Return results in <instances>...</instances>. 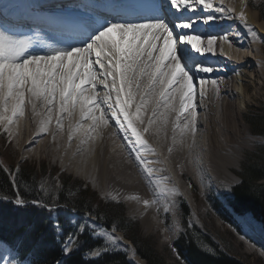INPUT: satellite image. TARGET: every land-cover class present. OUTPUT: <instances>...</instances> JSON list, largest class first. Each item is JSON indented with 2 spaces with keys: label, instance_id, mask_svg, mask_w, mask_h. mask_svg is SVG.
I'll use <instances>...</instances> for the list:
<instances>
[{
  "label": "snow or ice",
  "instance_id": "obj_1",
  "mask_svg": "<svg viewBox=\"0 0 264 264\" xmlns=\"http://www.w3.org/2000/svg\"><path fill=\"white\" fill-rule=\"evenodd\" d=\"M167 3L175 9L170 15L148 16L143 22L108 21L98 28L93 27L86 39L65 47L49 48L46 52L34 48L33 37H18L0 25V126L7 135L13 138V126L19 127L29 106L34 115H40L37 105L42 102L47 118L41 121L38 136L49 133L53 113L56 114V126L63 131L64 120L71 121L78 112L80 121L69 123V139L79 135L81 143L89 146L101 140L104 130L115 124L119 131L130 132V136L123 137L128 142L129 155L135 153V161L149 177L155 171L150 166L164 162L146 158L147 155L158 156L146 138L148 134L155 130L166 137L171 125L173 143L179 132L181 144L186 138H192L191 148L197 133L198 114L194 103L197 91L203 97L211 90L219 98L223 79L205 78L216 69L207 66L200 57L206 53L216 55L217 40L230 49L233 47L229 34L207 33L194 25L236 18L244 24L247 35L253 40L257 39L258 32L248 23V0H240L238 13L235 7L226 4V0H219L218 6L214 0H167ZM7 7L0 2V16ZM197 9H200L198 14ZM222 45L220 54L228 55ZM235 50L241 51L240 48ZM9 175L15 186V174ZM169 179L165 177L157 184L166 185ZM178 194L179 189L175 186H163L160 193H154V199L141 200L139 196L129 199L150 208L160 203V195ZM9 202L17 207L29 203L20 196L18 187ZM31 203L49 213L56 211L42 200ZM165 210H168L167 206ZM69 223L74 231H67L58 217L52 218L51 227L65 257L56 264H74L72 257L81 248L80 237L87 233L97 240L103 238L102 243L85 251L89 259L98 260L121 247L123 237L115 235L118 230L115 224L109 230L87 220L77 222L73 218ZM0 244L5 245L6 253L0 256V264H25L23 258H16L21 254L17 249H23L21 243L13 242L11 249L5 241L0 240ZM9 251L11 256L7 255Z\"/></svg>",
  "mask_w": 264,
  "mask_h": 264
},
{
  "label": "bare ground",
  "instance_id": "obj_2",
  "mask_svg": "<svg viewBox=\"0 0 264 264\" xmlns=\"http://www.w3.org/2000/svg\"><path fill=\"white\" fill-rule=\"evenodd\" d=\"M114 2L118 5H121V3H131L142 6H145V3H150L149 7L152 9H158L160 5V0H114ZM214 4L218 6L219 0H214ZM226 4H231L235 7L237 13L240 11V0H226ZM167 8L173 10L169 4ZM199 12L200 9H197V14ZM246 13L248 15V23L258 32V37L255 40L250 35H247V29L244 27V24L236 18L219 19L207 25L198 22L194 25L195 28L203 29L207 33L229 34V39L233 41V47L230 49L227 44L222 45V42L217 40V54L206 53L203 57H200V59L205 61L207 66H212L216 69L215 72L206 74L205 78H223L220 88L221 94L218 98L214 92L209 90L207 95L201 97L197 91L194 102L198 114L197 123L200 126L202 125L204 130L197 125L195 143L191 148H189V144L192 143V138H186L183 144H181L179 132L175 134L176 142L173 143L171 125L168 126L166 137L156 133L155 130L146 136L149 144L158 153V156L147 155L146 158L148 160L159 159L164 162L163 164H153L150 166L155 169L150 177L142 171L139 163L135 161V153L131 156L129 155L128 142L123 137L130 136V132L119 131L115 124L104 130L101 140L90 145L89 149L91 151L87 157L82 158V160L77 157V154H79L77 152H82L84 144L81 143L82 137L79 135L74 136L71 140L69 139L71 132L69 123L75 124L77 121H80L78 112L72 117V121L68 122V119L64 120L65 127L63 131L59 128L57 129L59 141L54 140V143L58 147L56 150L50 151V145L53 140L51 134L54 128L53 123L50 126L48 134L37 135L41 121L47 118L45 116L47 111L43 108L42 102L37 105L40 115H34L31 107H28L26 118L29 120L34 117L35 120L26 125L23 123L25 126H22L20 129L18 127L16 131L13 130L14 137L12 141L17 139L23 151L34 149L35 151L38 150L41 155L44 152L47 155L55 153L56 159L63 160L66 166L71 164L76 165L77 174L92 181L93 186L102 195L118 196L117 199H125L131 202L135 206V212L132 215L140 221L148 222L149 229L158 224L152 218L151 213L156 212L159 216L162 212L168 211L165 210L166 203L172 202L173 198L177 195H160V203L150 208H145L142 202L129 199V197L139 196L141 200L154 199V193H160L163 186L169 188L175 186L179 189L178 184L180 181L178 182V177L185 178L187 172H196L200 169L207 170L212 176L210 175L206 178H211L219 186H222L220 190L223 191L222 193H226L234 183V178L226 170L236 167V164L241 159V152L254 140L250 137V131L246 129L242 120L244 106L246 107L247 104L253 101L261 86L260 80H264V53L262 54L261 50L259 51V49H262L261 47L264 43V20L260 18L258 10L252 7L250 0H248ZM189 14L191 15V13ZM215 14L217 16L220 15V13ZM132 21L138 22L137 19H133ZM17 36L22 38L31 35ZM33 39L36 41L34 48L42 52L48 51L49 48L65 47L69 43H75L74 40L67 43L63 39H57L55 36H51L45 32L35 34ZM221 45L228 55L220 54ZM236 48H240L241 51L237 52ZM229 55L231 59L228 58ZM204 111H206V114H204ZM64 115L67 116L66 113ZM181 123L183 124L184 121L182 120ZM113 133L116 134L113 135ZM136 147L138 148L139 145H136ZM169 148H172L173 151L169 152ZM162 169H166V171H162ZM165 177H170L166 181V185H158L157 181ZM204 186L207 190H211L213 187L212 183L207 181L206 184L204 183ZM178 195H181L180 189ZM157 208L160 211H157ZM230 221L235 226L237 225L233 220L230 219ZM162 223L161 221L159 224L163 225ZM237 226L239 227V225ZM238 231L249 241L252 240L250 234L245 230L238 228ZM164 233L165 238L167 240L170 239V235L172 234L170 229H166ZM115 234L123 237L122 244L130 245L129 260L133 264H144V260L139 256L134 244L132 245L120 232H116Z\"/></svg>",
  "mask_w": 264,
  "mask_h": 264
},
{
  "label": "trees",
  "instance_id": "obj_3",
  "mask_svg": "<svg viewBox=\"0 0 264 264\" xmlns=\"http://www.w3.org/2000/svg\"><path fill=\"white\" fill-rule=\"evenodd\" d=\"M258 8V7H257ZM264 14V5L260 8ZM260 11V12H261ZM262 14V13H261ZM253 127V132L264 136V106L253 112L248 117ZM15 164H10L11 173L15 174L16 185H13L12 177L8 169L0 164V239L10 246L13 242L23 245L20 256L25 264L29 261L34 264H56L58 260H65L60 251L54 230L51 227L52 218L58 215L63 227L67 231H74L69 223L68 213L71 210L91 212L99 218H103L104 224L111 227L117 224L118 229L123 230L131 239L138 254L147 261V264H170L156 248L154 241L144 237L139 224L131 220L125 213V205L122 202L103 200L95 197L91 189H83L80 184L74 189L70 177L63 176L64 186L59 190L56 199L44 196L38 189V171L35 165L21 164L19 172H16ZM43 174L46 176V167L43 166ZM241 182L233 187L234 198L231 200L232 207L241 212L251 211L256 217L264 221V145L252 156L247 157L238 173ZM52 175V174H51ZM50 175V176H51ZM54 175V173H53ZM16 187L20 189V196L29 203L25 207H17L9 202L16 194ZM67 188V189H66ZM57 194V193H56ZM88 195H92V202L88 201ZM91 197V196H90ZM91 197V198H92ZM42 200L56 209L49 213L46 209L33 205L31 201ZM90 204V205H89ZM96 205V211L92 209ZM187 232L182 234L176 242V248L188 264H239L234 258L226 254L217 244L215 249L209 250L200 244L187 222H184ZM129 232H133L130 234ZM81 248L72 257L74 264H133L127 252L117 250L96 260L85 256L89 247L102 243L103 239L97 240L90 233L80 237Z\"/></svg>",
  "mask_w": 264,
  "mask_h": 264
},
{
  "label": "rangeland",
  "instance_id": "obj_4",
  "mask_svg": "<svg viewBox=\"0 0 264 264\" xmlns=\"http://www.w3.org/2000/svg\"><path fill=\"white\" fill-rule=\"evenodd\" d=\"M250 2L252 7L258 10L260 18L264 20V14L260 10V8L264 5V0H250ZM255 6L258 8H256ZM261 48L262 49H259V51L261 50L260 52L263 54L264 43ZM260 84L261 86L256 93V97L253 99V101L247 104L246 107L244 106V113L242 117L246 129L250 131V137L254 140L244 151L241 152V159L236 164V167L226 170V172H228V174L232 178H234V183L229 189V192H231V200L234 198L233 187L241 182V177L238 173L242 170L244 161L247 159V157L255 154L258 149L262 145H264V136L253 132V127L248 119V117L251 116L253 112L264 106V80H260ZM204 114H206V111H204ZM45 116L47 117V112L45 113ZM55 119L56 115L53 113L52 125L54 126V128L51 131L53 137V145H50V151H54L57 149L58 145L54 142L59 141L57 135L58 127L56 126ZM34 120V117L28 120L25 116V118L21 119L19 122V129L22 128V126H25L27 123H30L31 121L34 122ZM68 122L70 121L68 120ZM83 122L85 124L90 123L89 121ZM198 126L202 130H204L202 125L200 126V124H198ZM17 129L18 128L14 125L13 130L16 131ZM83 147L84 149L81 153L77 152L79 153L77 154V157L81 158V160L82 158L87 157V155L91 151V149H89V147L91 146L84 144ZM12 163L16 165L15 169L19 168V166L23 163L35 165L39 173L37 177V182L39 183L38 189L42 191V194L44 196L48 195L49 198L56 199L58 197L59 190L64 186L63 176H68L71 180L69 189H74V186L78 187V184H80L83 189H91L92 194L93 192H95L97 194L95 195V197L101 198L106 201L112 200L115 202H122L125 205L126 215L131 220L139 224L142 235L147 239L154 241L158 251L170 264H188V261L181 257L176 248V242L179 240L180 236L187 232L184 222L188 223V226L191 228L192 233L199 238L200 244L206 249L213 250L218 244L226 254L234 258L239 264H264V249H261L263 247L252 240L250 241L261 248H256L255 245L249 243V240L246 239L244 235H242L238 231V228L244 230L242 227H240V224L238 227L237 225L235 226L231 221H228L230 219L228 218L229 216L227 214L232 217V220H235V217L232 214L231 210L226 207L224 197L220 195V188L222 186H219L217 183H215V181L211 180V178H207L206 181L212 183L213 187L211 190H207L202 184L198 185V182L194 183L195 176L193 174L195 172H187L185 178L178 177V182L180 181L178 185L179 189L181 190V195L175 196L172 202L169 201V203H166L165 206H167L168 211L162 212V214L159 216L156 212L151 213L152 218L156 222H158V224L157 226L155 225L154 227H152V229H149L148 222H145L143 220L140 221L132 215L133 212H135V206L132 205L131 202L125 199H113L112 196L102 195L99 190L93 186L92 181H89L77 174L76 165L74 166V164H71L66 166L63 160L56 159L55 153L47 155V153L44 152L41 155L38 150L35 151L34 149H26L25 151H23L21 148V144L18 143V140L14 139L12 141V138H10L4 131L3 126H0V164L5 166L11 173L10 164ZM43 166L46 167V176L43 174ZM41 185H43V187H41ZM90 196L92 197V195H88L86 197H88L89 202H92V199L94 198H91ZM95 206L96 205H92L94 213L96 211ZM73 218L76 219L77 222H83L87 220L90 224L95 223L97 225H102L104 228H107L109 230L112 227L106 226V224H104L103 222L104 220H102L103 218L101 219L95 216L93 213H91V217H89V213L87 212L80 213L79 211L75 212L71 210L68 213V219L70 221V219ZM161 221L163 222V225L159 224L161 223ZM117 224H115L116 227ZM236 224H238L237 220ZM168 228L170 229L172 234L170 235V239L167 240L165 238L164 232ZM117 232H120L126 239L129 240L132 245L134 244L123 230L118 229ZM129 233L133 234V232ZM127 249H131L130 245H124L121 243V247L119 250L127 252L129 258L130 251H128ZM5 254V245L0 244V256H3ZM7 255L10 256L11 251H9ZM142 259L144 260V264H147V261L144 258Z\"/></svg>",
  "mask_w": 264,
  "mask_h": 264
}]
</instances>
